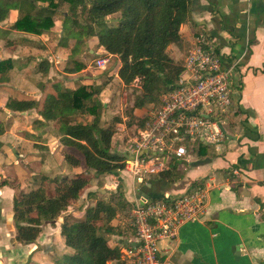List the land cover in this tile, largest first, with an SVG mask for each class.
<instances>
[{"label":"crops","instance_id":"1","mask_svg":"<svg viewBox=\"0 0 264 264\" xmlns=\"http://www.w3.org/2000/svg\"><path fill=\"white\" fill-rule=\"evenodd\" d=\"M69 8L59 13H68ZM19 15V8H12L0 21V264H53L55 257L72 251L61 232L63 216H82L95 204L89 192L95 190L92 181L100 175L89 172L82 158L71 151L73 147L64 143L59 123L45 120L39 111L46 95L56 94L57 86L76 88L98 82L99 76L89 73L91 65L81 45L90 53L108 52L98 46L96 36L77 45L73 38L63 41V19L58 14L54 25L41 33L14 28ZM201 28L216 39L227 64L237 58L241 64L234 73L239 93L234 95L235 112L225 126V139L218 146L200 144L204 152L192 150L196 157L178 159L183 163L182 177L175 182L160 178L158 173L133 184L124 170L112 174L117 177L113 182L107 175L106 182L110 186L121 182L133 207L141 192L150 198H163L195 185L207 188L200 219L182 225L175 239L160 242L169 264H264V0H190L189 17L180 30L182 44L170 46L172 56L182 64L194 43L195 31ZM115 58L119 68L121 62ZM42 61L49 63L47 72L41 68ZM115 64L106 73L111 69L109 74L125 87ZM71 66L76 70L70 71ZM9 99L35 100L38 106L13 110L7 107ZM67 155L79 158L80 163H72ZM77 174L90 180L79 198L56 219L44 221L37 239L19 241L15 195L37 188L43 177L60 181ZM96 190L102 193L103 189ZM120 215L111 224H119L123 233L107 237L110 245L120 246L122 256L107 264H127L124 250L136 243L133 229L128 230L126 218Z\"/></svg>","mask_w":264,"mask_h":264},{"label":"trees","instance_id":"2","mask_svg":"<svg viewBox=\"0 0 264 264\" xmlns=\"http://www.w3.org/2000/svg\"><path fill=\"white\" fill-rule=\"evenodd\" d=\"M39 1L46 0H0V21L8 17L12 8H19L20 15L13 27L41 33L54 25L58 14L63 19V41L73 38L77 45L85 38L96 36L98 46L120 60L118 75L124 84L138 81L141 92L135 96V108L153 103L158 109L161 95L176 86L183 65L172 56L170 46L182 44L180 30L188 20L190 0H47V5ZM63 3L69 4L68 13H59ZM116 13L119 17L110 19V15ZM76 51L74 48L73 53ZM40 65L47 72L49 63L42 61ZM109 66L103 69L104 73ZM69 70L76 68L71 66ZM98 93L96 87L86 84L76 88L57 86L56 94L48 93L39 111L45 120L59 123L64 143L81 153L87 170L96 176L116 173L124 166L123 156L111 151L115 127L102 128L99 124L105 106ZM37 106L35 100L9 99L7 102V107L19 111ZM79 113L93 118L78 120ZM145 123L142 122V127ZM200 147L194 143L192 150L203 153ZM67 159L80 163V159L72 155H67ZM182 164L177 158L171 159L159 177L168 182L179 180ZM89 181L82 174L60 181L43 177L37 188L15 195L17 239L21 242L37 239L43 222L67 211L70 202L79 198ZM117 187L119 193H110L108 198L99 190L89 192L96 201L82 216L73 213L63 216L61 232L72 251L55 257L53 264H107L121 258L120 246L110 245L107 235L123 233L119 224L114 226L111 222L123 211L130 213L133 204L122 192L123 184L118 182Z\"/></svg>","mask_w":264,"mask_h":264},{"label":"built area","instance_id":"3","mask_svg":"<svg viewBox=\"0 0 264 264\" xmlns=\"http://www.w3.org/2000/svg\"><path fill=\"white\" fill-rule=\"evenodd\" d=\"M108 61L109 55L98 64L105 68ZM228 63L215 38L205 29L195 31L176 86L161 95L159 108L145 126L117 145L133 184L165 170L173 158L188 160L194 143L223 142L235 112L234 95L239 93L234 73L241 65L238 58ZM207 196V188L200 185L173 197L141 196L130 212L136 243L124 250L126 263L169 264L159 242L175 239L182 225L200 219Z\"/></svg>","mask_w":264,"mask_h":264},{"label":"rangeland","instance_id":"4","mask_svg":"<svg viewBox=\"0 0 264 264\" xmlns=\"http://www.w3.org/2000/svg\"><path fill=\"white\" fill-rule=\"evenodd\" d=\"M68 6H69L68 3H63L60 6V8L61 10L66 11V9H68ZM79 11H80V8H79ZM119 15H120L119 13L110 15V19L118 18ZM80 16L83 17L84 15L81 14ZM54 41H57V38L54 39ZM83 50L86 51L84 55L86 54V56H88V63L91 65V67L89 68V73L91 75L99 76L98 82L95 81L93 82V84H87V83H84V84L96 87L99 91L98 97L102 99L104 103L107 105L106 109L101 111L99 124L101 125L102 128H107L112 125L115 127L114 133L111 139V151L114 152V151H117L116 149L117 145L121 143L122 139H128V135H133L138 132V129L142 127L141 125L142 122L147 121V118L149 117V115L152 114V112L155 111L157 105L150 103V104H146L142 108H135L134 107L135 96L139 92H141L140 90L141 88L139 86L138 81H134L132 84L126 85L124 87L121 83H119L117 80L114 79L115 78L114 74H109L111 69L107 73L106 72L104 73V70H103L108 65H113V63L114 64L116 63L115 71H117L118 63H119V61H117V58L112 57V55H110L109 53H105V54H99V52L90 53L84 47V45H81V51L83 52ZM108 55H109V61L106 63L105 68H101L98 64V60ZM123 90L126 91L124 94L122 92ZM92 118L93 117L90 114L79 113L77 119L81 121H91ZM119 125L122 126V128L117 129ZM71 151L76 156H79L83 160V157L81 156V153L79 151L75 150L74 148L71 149ZM190 155L193 156L194 152H192ZM193 157H196V155H194ZM118 171H123V168ZM112 174L114 173L101 174L97 180L94 179L92 181V183L94 184L95 190L98 188L103 189L102 194H104L105 198H108L110 193H119L116 182H114V184L111 186L109 185V183L106 182L107 175L110 176V179H111L110 181L112 182L114 180L116 181L117 177L113 176ZM122 174H125V173L122 172ZM154 175H158V174H154ZM154 175H152V177H154ZM122 192L124 193L123 190ZM93 198H94V201H96L95 197ZM120 214H121L120 216H123L124 218H126L127 223H128L127 224L128 230L131 232L132 227L129 222L130 213L123 211ZM159 248H160V242H159Z\"/></svg>","mask_w":264,"mask_h":264},{"label":"water","instance_id":"5","mask_svg":"<svg viewBox=\"0 0 264 264\" xmlns=\"http://www.w3.org/2000/svg\"><path fill=\"white\" fill-rule=\"evenodd\" d=\"M119 155L122 156L121 153H119ZM141 194H142L143 197H147V194L146 193L141 192Z\"/></svg>","mask_w":264,"mask_h":264}]
</instances>
